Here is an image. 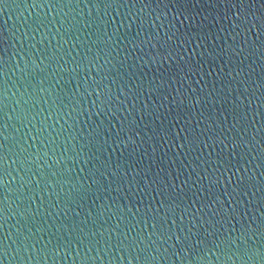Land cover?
Returning <instances> with one entry per match:
<instances>
[{
  "label": "water",
  "instance_id": "water-1",
  "mask_svg": "<svg viewBox=\"0 0 264 264\" xmlns=\"http://www.w3.org/2000/svg\"><path fill=\"white\" fill-rule=\"evenodd\" d=\"M0 264H264V0H0Z\"/></svg>",
  "mask_w": 264,
  "mask_h": 264
}]
</instances>
